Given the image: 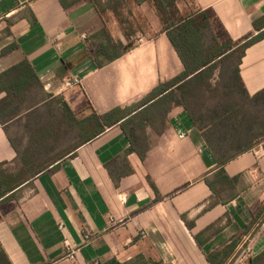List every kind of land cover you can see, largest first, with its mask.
<instances>
[{
    "label": "crops",
    "instance_id": "1",
    "mask_svg": "<svg viewBox=\"0 0 264 264\" xmlns=\"http://www.w3.org/2000/svg\"><path fill=\"white\" fill-rule=\"evenodd\" d=\"M121 3L122 15L145 27V38L97 68L88 40L107 27L126 43L113 9L102 18L92 0H0V74L27 59L43 86L37 102L64 101L79 119L140 101L183 66L166 34L154 36L161 24L152 5ZM189 5L212 9L234 41L264 31L254 28L264 0ZM239 74L250 98L261 93L252 111L263 112L264 39L245 50ZM20 119L0 123V164L11 174L17 170L11 140L21 150L28 143L27 134L10 131L26 132ZM202 125L176 106L144 125L142 156L115 125L41 172L18 199L0 206V264H229L264 223V152L256 143L262 136L223 139ZM217 143L237 146L226 156ZM249 144L255 145L246 150ZM221 158L229 159L224 172ZM65 240L78 249L74 260L66 258ZM263 253L264 230L253 259Z\"/></svg>",
    "mask_w": 264,
    "mask_h": 264
},
{
    "label": "trees",
    "instance_id": "2",
    "mask_svg": "<svg viewBox=\"0 0 264 264\" xmlns=\"http://www.w3.org/2000/svg\"><path fill=\"white\" fill-rule=\"evenodd\" d=\"M143 1H148L152 5L161 24L160 30L154 36L166 34L182 63L183 71L180 75L160 83L148 95L131 106L118 107L104 114L93 110L90 115L82 119L76 116L66 102L53 99V103L61 105L58 114L60 120L83 136L81 143L73 147L68 157L75 156V151L80 146L115 125H120L128 137L129 150L142 156L143 147L140 137L146 123L153 124L159 119L163 120L173 107L182 106L196 124L201 126V122L193 113V107L199 101L206 102V98L217 100V105L213 108L212 115L208 119L209 123L202 125L203 128L225 134L226 137L223 139L236 140V135L240 132L252 138L262 136L260 139H264V110L263 112L252 111V105L257 104L256 100L261 93L250 98L239 74V65L245 50L263 40L264 31L256 36L247 35L234 41L225 33L212 9H198L183 15L178 7L180 0ZM92 2L102 18H105L104 13L108 8L113 9L126 40V43L115 40L107 27L91 39L94 40L93 42L88 40L91 57L96 67L102 68L136 47L140 43V37L145 34V27L139 24L135 25L128 17L122 15L119 11L121 0H112L106 5L101 0H92ZM261 26L264 27V16L254 22L256 30L260 31ZM214 28H219L222 31L221 38L214 36L212 33ZM128 44H132V48L125 50ZM231 59H235L236 63L232 77L236 87L233 85L231 88L237 89V93L242 98L239 101L236 98L231 101L227 99L225 94L228 93L230 87L226 84H217L214 89L211 84L213 74L218 69V61L225 63ZM42 89L39 76L27 59L0 74V93L5 94L0 99V123L10 122L25 113L32 115L35 106L40 101V98L38 101L33 95H40ZM203 97L204 100H202ZM26 129L29 132L28 125H26L25 131ZM40 130L34 137L30 135L23 150L19 149L18 145L10 139L17 152L15 160L17 173H8L3 168L4 164H0V206L18 199L23 189L31 185L34 178L49 168L44 169L34 164L38 150L46 146L44 143L46 137L53 136L49 127ZM221 145L217 143L215 148L219 149ZM254 145H247L246 150L252 149ZM226 146L232 149L237 145L231 143ZM225 155L229 156L230 154L226 153ZM228 161L227 158L218 160L222 172H224L223 166ZM208 259L211 260V256ZM248 264H264V253L254 259L251 258Z\"/></svg>",
    "mask_w": 264,
    "mask_h": 264
},
{
    "label": "rangeland",
    "instance_id": "3",
    "mask_svg": "<svg viewBox=\"0 0 264 264\" xmlns=\"http://www.w3.org/2000/svg\"><path fill=\"white\" fill-rule=\"evenodd\" d=\"M191 0H180L178 2V7L183 15H186L192 11ZM212 33L216 37H222L223 33L219 28H214L212 30ZM149 37V36H147ZM145 37L141 36L140 40L144 39ZM141 40V41H142ZM237 62V61H236ZM218 69L214 72L213 78L211 81L213 89L216 87V85L220 84H226L229 86V91L225 95L227 96V99L229 101L236 98L237 101L239 99H242L240 94L237 93V89H232L234 82H233V71L235 66V59H231L224 63L221 61H218ZM236 87V85H235ZM212 89V90H213ZM39 95V94H36ZM34 96L36 99L42 98L39 96ZM204 100V97L202 98ZM206 102L199 101L193 108L194 115L200 120L201 124H208V119L212 115L213 108L217 105V100L214 101L213 98H206ZM31 102V101H28ZM201 102V103H200ZM31 104V103H29ZM28 104V105H29ZM61 109V105H56L53 102H47L45 104H38L35 106V110L33 111V114L25 113L22 114L21 119L19 120L20 123L24 122L23 124L29 126V132L26 129V132H24L20 128H16V130H11L12 134L17 136L16 133H19L20 136H25L26 134L28 138L30 135L32 137L35 136V134L39 133L41 128L49 127L50 130L53 132V136H50L49 138L46 137V141L44 142L46 146L41 147L38 150V153L35 155V165H39L40 167H43L46 169L47 167L52 166L53 164L61 161L62 159L68 157L70 152H72L73 147L77 146L81 143L83 140V136L81 134H78V132L75 129H72L67 126L66 123L62 122L60 120L59 110ZM208 109H211L210 111ZM258 109V108H257ZM32 113V112H31ZM31 118H28V117ZM40 130V131H39ZM31 131V132H30ZM15 138V137H14ZM264 142V139L256 140V143ZM35 146V145H34ZM227 146L225 144H222L219 148L220 152L222 153H229L230 150L226 149ZM35 150V149H34ZM11 170L13 169V166H8ZM17 173V170L16 172Z\"/></svg>",
    "mask_w": 264,
    "mask_h": 264
},
{
    "label": "built area",
    "instance_id": "4",
    "mask_svg": "<svg viewBox=\"0 0 264 264\" xmlns=\"http://www.w3.org/2000/svg\"><path fill=\"white\" fill-rule=\"evenodd\" d=\"M141 40H139V42H141ZM76 82L77 81H75V83ZM258 147L262 152H264V142L259 143ZM263 230H264V223H262L252 235L248 236L244 240L243 244L240 246L238 250L237 255L233 258V260L229 264H248L249 260L253 258L254 241L258 238V236L262 233ZM64 244L67 250L66 258L70 260H74L78 255V249H73L67 240H65Z\"/></svg>",
    "mask_w": 264,
    "mask_h": 264
},
{
    "label": "water",
    "instance_id": "5",
    "mask_svg": "<svg viewBox=\"0 0 264 264\" xmlns=\"http://www.w3.org/2000/svg\"><path fill=\"white\" fill-rule=\"evenodd\" d=\"M132 47V44H128L126 47H125V50L129 49Z\"/></svg>",
    "mask_w": 264,
    "mask_h": 264
}]
</instances>
